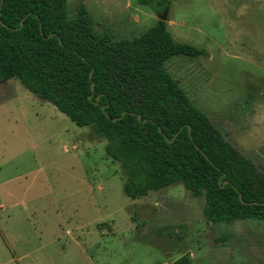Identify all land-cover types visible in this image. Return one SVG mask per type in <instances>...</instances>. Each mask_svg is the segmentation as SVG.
Masks as SVG:
<instances>
[{
    "label": "rangeland",
    "instance_id": "rangeland-1",
    "mask_svg": "<svg viewBox=\"0 0 264 264\" xmlns=\"http://www.w3.org/2000/svg\"><path fill=\"white\" fill-rule=\"evenodd\" d=\"M83 2L99 32L133 38L159 14L137 0ZM167 27L207 55L165 68L264 172V0H171ZM107 140L17 78L0 82V264H264V219L212 222L182 182L131 198Z\"/></svg>",
    "mask_w": 264,
    "mask_h": 264
},
{
    "label": "trees",
    "instance_id": "trees-1",
    "mask_svg": "<svg viewBox=\"0 0 264 264\" xmlns=\"http://www.w3.org/2000/svg\"><path fill=\"white\" fill-rule=\"evenodd\" d=\"M160 13L171 0H137ZM177 42L164 20L133 38L99 32L81 2L0 0V82L17 77L79 126H93L135 199L176 182L212 222L264 219V172L228 141L165 68Z\"/></svg>",
    "mask_w": 264,
    "mask_h": 264
},
{
    "label": "water",
    "instance_id": "water-1",
    "mask_svg": "<svg viewBox=\"0 0 264 264\" xmlns=\"http://www.w3.org/2000/svg\"><path fill=\"white\" fill-rule=\"evenodd\" d=\"M169 5H167L162 14H159V19L166 21L168 19Z\"/></svg>",
    "mask_w": 264,
    "mask_h": 264
}]
</instances>
